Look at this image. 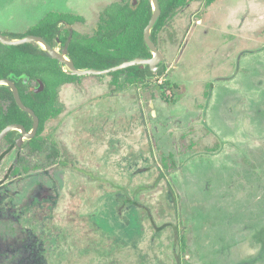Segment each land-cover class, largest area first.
<instances>
[{"label": "rangeland", "instance_id": "374dc122", "mask_svg": "<svg viewBox=\"0 0 264 264\" xmlns=\"http://www.w3.org/2000/svg\"><path fill=\"white\" fill-rule=\"evenodd\" d=\"M114 1L0 0V32L92 35ZM156 38L161 75L81 76L43 150L0 143V264H264V0H193Z\"/></svg>", "mask_w": 264, "mask_h": 264}, {"label": "trees", "instance_id": "16d2710c", "mask_svg": "<svg viewBox=\"0 0 264 264\" xmlns=\"http://www.w3.org/2000/svg\"><path fill=\"white\" fill-rule=\"evenodd\" d=\"M193 0H158L160 14L151 29L150 37L156 44L157 33L167 20L181 7ZM214 0H205L207 5ZM152 15L150 0L131 2H111L99 13L96 30L92 35H81L68 26L83 22L84 18L71 12L49 11L36 23L32 24L20 38L33 34L42 37L51 47L60 44L67 47L68 58L78 69H104L137 57L150 58L143 32ZM164 65H159L153 72L149 65H134L109 73L114 80L123 77L124 81L140 82L164 72ZM22 75L28 77L24 82ZM9 78L17 87L22 103L31 108L38 117L36 134L27 140L30 152L44 149L45 139L41 133L45 123L57 117L62 106L58 101L59 88L73 83L81 76L68 73L63 64L51 58L36 43L6 45L0 42V79ZM40 83L43 88L35 93L34 88ZM9 124H20L27 131L32 128V117L16 104L13 93L6 85H0V131ZM18 131H10L3 139L8 150L16 146ZM2 141V142H3Z\"/></svg>", "mask_w": 264, "mask_h": 264}, {"label": "water", "instance_id": "95a60500", "mask_svg": "<svg viewBox=\"0 0 264 264\" xmlns=\"http://www.w3.org/2000/svg\"><path fill=\"white\" fill-rule=\"evenodd\" d=\"M151 5H152V15L148 21V24L146 25L144 32H143V39L144 42L147 46V48L150 50L152 57L150 58H142V57H137L128 61H124L120 64L114 65L109 68H104V69H97V68H88V69H78L75 67L73 62L68 58V50L67 47L64 46L60 52L57 51L55 47H51L42 37L29 34L25 35L20 38H9L6 35L2 34L0 32V42L6 45H18V44H23V43H36L40 47L41 43L43 47H41L43 50L46 51V53L53 59L58 60L59 63L63 64V68L66 66L65 71L68 73H72L78 76H88V75H108L109 73L116 72L118 70L134 66V65H149L150 69L153 72H156L157 69L159 68L160 63L162 62V54L157 48L156 44L153 42V40L150 37L151 29L156 23L160 10H159V5H158V0H150ZM135 1H133V4ZM61 55L65 56V58L61 57ZM23 81L27 82L28 77L22 75ZM0 85H6L10 88V90L13 93L14 100L17 104V106L24 112L28 113L32 117V128L31 130L27 131L22 125L20 124H9L5 128H3L0 131V143L3 141V139L6 137V135L12 131L16 130L19 132V136L15 140L16 146L19 147L20 143L23 142L24 138L26 140H30L37 131L38 125H39V120L38 117L35 115L34 111L29 108L28 106L24 105L19 97V93L17 90V87L15 86L14 82L10 80L9 78L5 79H0ZM43 88V85L40 83V86L38 85L37 87L34 88V92H40L41 89Z\"/></svg>", "mask_w": 264, "mask_h": 264}, {"label": "flooded vegetation", "instance_id": "af4514ba", "mask_svg": "<svg viewBox=\"0 0 264 264\" xmlns=\"http://www.w3.org/2000/svg\"><path fill=\"white\" fill-rule=\"evenodd\" d=\"M61 57H63V58H65V59H66V57H65V56H63V55H61Z\"/></svg>", "mask_w": 264, "mask_h": 264}, {"label": "bare ground", "instance_id": "6f19581e", "mask_svg": "<svg viewBox=\"0 0 264 264\" xmlns=\"http://www.w3.org/2000/svg\"><path fill=\"white\" fill-rule=\"evenodd\" d=\"M41 45V47H43V45L41 43H39Z\"/></svg>", "mask_w": 264, "mask_h": 264}]
</instances>
